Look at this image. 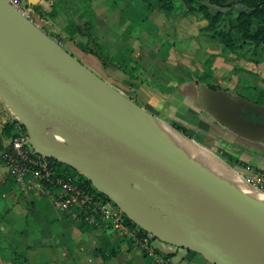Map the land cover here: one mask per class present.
<instances>
[{
	"label": "water",
	"instance_id": "water-1",
	"mask_svg": "<svg viewBox=\"0 0 264 264\" xmlns=\"http://www.w3.org/2000/svg\"><path fill=\"white\" fill-rule=\"evenodd\" d=\"M37 1L27 0L31 11ZM0 99L37 153L82 173L153 237L213 264H264V197L159 144L140 125L157 116L7 0H0ZM201 102L235 133L264 141V121L242 115L245 107L264 117V104L207 85Z\"/></svg>",
	"mask_w": 264,
	"mask_h": 264
},
{
	"label": "crops",
	"instance_id": "crops-1",
	"mask_svg": "<svg viewBox=\"0 0 264 264\" xmlns=\"http://www.w3.org/2000/svg\"><path fill=\"white\" fill-rule=\"evenodd\" d=\"M126 1H115L109 6L107 0H88L89 10L77 12L82 14L86 21L91 17L96 18L93 37L105 45L111 57H119L129 64L135 63L139 66L141 84L136 88L131 87L136 89V98L145 101H139V104L153 114H158L155 110L161 100L168 99L171 104L176 105V98L189 99L191 92H197L199 83L203 84L198 96L203 109L201 96L207 83L219 85L229 93L235 91L232 95L244 94L246 91L247 96L251 98L259 95L256 85L264 89V85L256 84L252 68H248L246 72V68L237 62L231 68L227 63L230 53L226 52L218 40L210 38L200 30L201 24L194 16L193 18L174 10L162 21L152 20L155 24L154 31L142 29L134 32L130 29L131 22L126 16L125 8L129 0ZM65 2L66 0H38L36 4L39 5V11H32L37 24L50 35L57 32L60 35L57 38L61 40L66 37L64 33L60 34L58 29L65 28L67 34H70L73 28L66 29L72 23V18L66 12L67 7L57 9L55 6ZM52 11L53 15L48 19ZM164 23L168 25L169 30L166 26L163 27ZM77 26L80 27L79 24ZM83 31L81 29V32ZM57 40L61 42L60 39ZM213 47L216 49L213 50ZM193 54L197 55L199 66L189 64L190 60L194 62ZM233 54L237 59H245L256 66L253 51L249 56L243 53ZM219 70H226L228 76L215 78ZM236 70H241L240 72L246 75H235ZM2 109L0 264H12L17 252L26 254L28 264H157L140 246L107 229L83 226L82 222L58 209L50 197L18 182L9 173L4 158L9 137L3 134L2 124L9 114ZM183 109V112L193 114L191 106ZM237 136L245 146L237 153L246 163L242 168L264 169V141L251 140L239 134ZM153 246L169 256L170 264H213L201 254L189 249L165 242Z\"/></svg>",
	"mask_w": 264,
	"mask_h": 264
},
{
	"label": "rangeland",
	"instance_id": "rangeland-1",
	"mask_svg": "<svg viewBox=\"0 0 264 264\" xmlns=\"http://www.w3.org/2000/svg\"><path fill=\"white\" fill-rule=\"evenodd\" d=\"M27 2V0H25ZM115 1L119 3V0H107L108 5H112ZM128 1V0H127ZM126 1V2H127ZM88 0H66L65 3H57L55 6L58 8H65L67 7L68 11H66L70 17L72 18V24L76 25L79 24L83 32H74L73 36L70 37V34H67L65 28H59L58 32L60 34L65 35L66 38H57L60 37L57 32H54V36L56 39H60L61 44L70 52H72L76 57H78L85 65L90 67L92 70H94L96 73H98L100 76L108 80L110 83H112L115 87H117L119 90L123 91L127 95L134 96L137 102L141 101V103H144L142 99L136 98L134 92L136 89H133V87H137L141 84V78H140V70L139 66L135 63L129 64L125 61V59L119 58V57H109L107 53V49L104 44L102 45V48L98 47L96 43V38L93 37L94 33V24L97 22L96 18H90L88 19L90 21L89 28H86V19L78 14V10L85 11L89 10ZM28 4V3H27ZM29 7V5H28ZM139 8L142 12L146 8V5L144 2L140 1L138 4H135L134 0H129L127 7L125 8L127 11H133L134 9ZM244 8V6L240 3L236 4L235 6L222 8L224 12L230 13L232 17H234L239 9ZM76 11V12H75ZM178 12H184L187 15H190V17H195L198 22H200L201 26H205L207 24V20L203 18L201 13H189L180 7L177 9ZM187 12V13H186ZM53 15V12H50V17L48 19H51ZM166 12L161 9H154L150 13V18L155 21H162V19L166 16ZM226 14V17L227 18ZM127 16V15H126ZM128 17V16H127ZM193 17V18H194ZM130 22L131 19H129ZM166 26V29L168 28L167 24H163V27ZM70 27L69 25L66 27V29ZM72 27V25H71ZM154 28H151L150 31H154ZM132 31L136 32L139 30H142L139 24L133 25L131 23ZM144 30H147L144 28ZM169 30V28L167 29ZM91 32V33H90ZM130 33V31H128ZM235 35L239 37V33L234 31ZM172 33V30L169 32ZM91 34V35H90ZM156 35H158L155 32ZM69 38V39H68ZM59 41V40H58ZM87 47H92L95 49L103 58L104 64L97 58L96 55L86 51L85 49ZM213 50L216 49L215 47L212 48ZM252 49H249L248 51H245V56L250 54ZM193 53V52H192ZM232 53V54H231ZM193 54V60L192 62L190 60V65H200V62L198 61V58L194 56ZM230 57L229 63L231 68L235 62L239 63L240 65H243L244 69L246 68V72L248 71V68H252L253 73L256 77V84L264 85V45H261L260 47L256 46V66L254 64L249 63L245 59H237L232 51H230ZM249 56V55H248ZM120 65H127L132 66L133 69L129 72H125ZM241 70L234 71L235 75H240L246 73H241ZM225 72V73H224ZM228 73V72H227ZM226 73V70H219L216 72L215 78H225L228 76ZM252 73V74H253ZM133 86V87H131ZM203 84L199 83L197 87V92L192 93L190 95L189 99H178L176 98L174 101L176 102V105L171 104V101L168 99L161 100V103L158 108H156V112L158 114H154L157 116L161 121L171 126V124H175L178 126H187L188 127V135H185L189 140L193 141L200 147L204 148L208 152H210L212 155L217 157L219 160L224 162L227 166L233 168L234 170L243 169V166H240L235 163L233 158H230L225 155V152H228L231 154V157H238V152L242 151L243 148H245L244 145H242V139L237 136V134L230 129H228L224 124L219 122L216 118H214L210 113H208L206 110L202 108V106L199 103L198 96L200 94V90L202 89ZM256 87H259L256 85ZM257 89V88H256ZM231 94H235V91H231ZM247 92L245 91L244 94ZM0 111L2 108V111L6 110L11 116V110L4 104V102L0 99ZM191 106L193 111V114L191 112H183V108ZM249 142V141H247ZM117 206V205H116ZM91 226V225H90ZM98 229H105L98 226H92ZM152 245H158L162 241L158 238L153 237L152 238Z\"/></svg>",
	"mask_w": 264,
	"mask_h": 264
},
{
	"label": "built area",
	"instance_id": "built-area-1",
	"mask_svg": "<svg viewBox=\"0 0 264 264\" xmlns=\"http://www.w3.org/2000/svg\"><path fill=\"white\" fill-rule=\"evenodd\" d=\"M7 1L36 22L25 0ZM7 122L12 123V128L4 158L9 173L18 182L50 197L58 209L74 220L112 231L143 248L155 263L170 264L169 256L152 245L153 236L128 220L111 199L92 190L78 175L59 169L56 159L37 153L30 145L25 126L12 111L3 120L2 129ZM237 171L248 183L264 191V169L248 167Z\"/></svg>",
	"mask_w": 264,
	"mask_h": 264
},
{
	"label": "trees",
	"instance_id": "trees-1",
	"mask_svg": "<svg viewBox=\"0 0 264 264\" xmlns=\"http://www.w3.org/2000/svg\"><path fill=\"white\" fill-rule=\"evenodd\" d=\"M135 4H138L140 1L144 2L146 8H144L146 12H142L141 9L137 8L133 11H125L126 15L129 19H131V23L133 25L139 24L142 29H151L155 26L154 22L150 18V13L154 9H161L166 12V14L172 13L174 10H177L178 7L185 9L188 14L189 13H201L203 18L207 20V24L205 26H201L200 30L210 38L218 40L226 50V52L230 53H243L252 49V51L256 54V46L260 47L264 45V0H134ZM242 4L244 8L239 9L234 17L230 15L228 12H224L222 8L235 6L236 4ZM35 11H39V5H33ZM53 12V11H52ZM51 12V13H52ZM186 12V13H187ZM227 15V18L226 17ZM86 28H89L90 21L87 20L85 22ZM70 27L72 25V29L70 30V37L73 36L75 31H80L81 28L69 24ZM69 29V27L67 28ZM239 33V37L235 35V32ZM91 33V32H90ZM91 35V34H90ZM98 47L102 48V45L97 42ZM103 49V48H102ZM86 51L94 54L97 58L104 64L102 56L92 47H87ZM108 53V52H107ZM109 55V53H108ZM109 57H111L109 55ZM105 65V64H104ZM120 67L125 71L129 72L133 69L132 66L120 65ZM205 77V76H204ZM207 86L212 89H223L221 86L207 83ZM256 90H259V95L256 98H251L247 95L240 94L244 98L256 102L258 104H264V89L261 87H256ZM228 92V91H227ZM229 93V92H228ZM232 95L231 93H229ZM134 100H136L133 96L129 95ZM245 109V117L256 120L255 112L251 109ZM262 116V115H261ZM263 117V116H262ZM176 130L181 132L184 135H188V127L187 126H178L175 124H171ZM12 123L7 122L3 128V134L7 137L11 134ZM225 155L233 158L235 163L240 166H246V163L242 161L240 158L231 157V154L225 152ZM59 166V169L65 168L71 175H78L81 179L84 180V183L88 185L92 190L99 193L105 198L110 199L105 194L98 191L92 183L79 171L74 169L73 167L64 164L60 161L56 162ZM240 169V168H239ZM114 203V202H113ZM115 204V203H114ZM125 217L130 220L126 215ZM83 226H90L82 222ZM12 264H28L27 257L24 252H17L13 258Z\"/></svg>",
	"mask_w": 264,
	"mask_h": 264
},
{
	"label": "bare ground",
	"instance_id": "bare-ground-1",
	"mask_svg": "<svg viewBox=\"0 0 264 264\" xmlns=\"http://www.w3.org/2000/svg\"><path fill=\"white\" fill-rule=\"evenodd\" d=\"M46 62V65H48L53 72L58 74L61 78H64L67 82L78 86V83L70 81V77L62 72L61 69L48 61ZM140 125L159 144L174 151L184 159L192 160L198 166L199 170L219 176L242 188L257 191L264 197V191L257 190L250 186L238 171L227 166L210 152L189 140L163 121L143 119L140 120ZM58 140L61 141L59 138Z\"/></svg>",
	"mask_w": 264,
	"mask_h": 264
},
{
	"label": "flooded vegetation",
	"instance_id": "flooded-vegetation-1",
	"mask_svg": "<svg viewBox=\"0 0 264 264\" xmlns=\"http://www.w3.org/2000/svg\"><path fill=\"white\" fill-rule=\"evenodd\" d=\"M242 115L245 117V109H242ZM256 120L264 121V117L261 115H256Z\"/></svg>",
	"mask_w": 264,
	"mask_h": 264
}]
</instances>
